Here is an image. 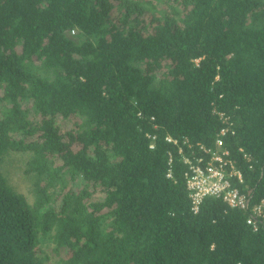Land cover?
I'll return each mask as SVG.
<instances>
[{
	"label": "trees",
	"instance_id": "obj_1",
	"mask_svg": "<svg viewBox=\"0 0 264 264\" xmlns=\"http://www.w3.org/2000/svg\"><path fill=\"white\" fill-rule=\"evenodd\" d=\"M262 203L264 0H0V264H264Z\"/></svg>",
	"mask_w": 264,
	"mask_h": 264
},
{
	"label": "built area",
	"instance_id": "obj_2",
	"mask_svg": "<svg viewBox=\"0 0 264 264\" xmlns=\"http://www.w3.org/2000/svg\"><path fill=\"white\" fill-rule=\"evenodd\" d=\"M222 134H225V132ZM168 141L172 142L171 139H168ZM222 146V141L218 140L217 151L212 153L202 148L207 154H211L209 161L204 158L198 159L197 163H193L189 159L185 161L189 165V171L186 174L187 187L192 202V210L195 213L199 212L204 200L209 197L223 199L232 208L241 210L249 208L250 200L247 194L233 188L231 185L230 176H237L240 182H242V177L240 173L234 170L232 173L227 174L225 170L226 162L224 161L227 152L222 150ZM263 208L264 203L255 207L253 215L248 221L255 229H257L256 217L262 216Z\"/></svg>",
	"mask_w": 264,
	"mask_h": 264
},
{
	"label": "rangeland",
	"instance_id": "obj_3",
	"mask_svg": "<svg viewBox=\"0 0 264 264\" xmlns=\"http://www.w3.org/2000/svg\"><path fill=\"white\" fill-rule=\"evenodd\" d=\"M12 166H11V176L14 182V185H16L19 188V191L23 193H27L30 182L28 179H25V177L22 174V167L24 165V158L21 156H13L12 158Z\"/></svg>",
	"mask_w": 264,
	"mask_h": 264
}]
</instances>
